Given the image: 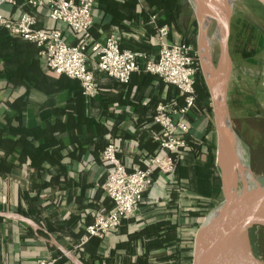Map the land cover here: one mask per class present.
Here are the masks:
<instances>
[{"label": "crops", "instance_id": "obj_1", "mask_svg": "<svg viewBox=\"0 0 264 264\" xmlns=\"http://www.w3.org/2000/svg\"><path fill=\"white\" fill-rule=\"evenodd\" d=\"M155 7L158 17H163L165 10L152 0H96L91 34L101 42L115 36L121 48L142 51L148 58L157 59V31L151 22ZM2 9L13 17L28 11L36 17L37 27L60 28L69 42L76 41L72 29L53 21L46 7L34 8L18 0L17 5H5ZM182 39L171 28L168 41L175 43ZM95 80L101 94L88 99L79 80L47 68L37 45L0 33V125L6 124L10 140L22 136L23 144L16 148H21L24 154L19 164L15 160L19 151L7 148L13 152L8 160L17 173L0 175V183L4 181L12 190L15 203L10 211L18 212L21 205L25 209L22 214L32 218L30 210H33L32 214L41 220V225L38 223L41 230L49 228L50 235L57 240L60 237V243L71 246L74 252L97 212L112 207L103 189L109 166L103 161L102 152L108 141L111 138L117 141L118 157L129 171L143 168L145 156L158 147L155 136L160 126L153 119L156 106L160 102L176 106L184 103L175 85L150 72L136 71L130 82L123 84L95 70ZM207 121L198 94L196 105L185 117L189 128L185 134L187 144L204 137L213 142L207 136ZM206 156L202 147L195 160L203 162ZM182 163L188 164L187 160ZM176 180H181L182 188L178 194L173 193V198ZM188 186V180L177 172L168 176L156 172L136 212L126 217L117 231L89 241L81 253L82 259L106 264L102 256L108 257L115 250L109 264H163L165 251L151 246L144 254L146 245L157 242V232L174 220L175 213L184 221L194 209L195 193ZM0 222L1 263L32 264L39 258L50 257L51 244L36 234L32 238L22 237L25 234L22 222L9 219ZM182 230L194 234L197 229ZM144 231L151 235H144ZM120 242H128L131 247L133 244L134 252L125 251L124 247L118 249Z\"/></svg>", "mask_w": 264, "mask_h": 264}, {"label": "built area", "instance_id": "obj_2", "mask_svg": "<svg viewBox=\"0 0 264 264\" xmlns=\"http://www.w3.org/2000/svg\"><path fill=\"white\" fill-rule=\"evenodd\" d=\"M18 0H0V28L11 36L34 43L46 66L71 78L78 79L86 97L99 92L95 80V70L127 83L134 72L139 71L137 58L141 53L121 48L115 36L97 41L91 34L94 21L93 9L96 0H24V4L46 7L49 17L70 27L76 41L67 40L60 28L37 27L36 17L22 11L13 17L3 12V6L17 5ZM159 46L157 59L146 63L145 70L161 77L166 83L178 87L184 96L180 106L160 102L156 106L154 121L160 126L155 136L160 146L158 152L145 160L143 168L129 171L118 157L119 145L111 138L102 152L103 161L109 166V172L103 183V189L111 199L109 210L99 211L93 224L87 226V235L81 238L76 249L87 241L89 235L103 237L117 231L122 219L133 215L144 193L153 184L155 172L172 175L175 170L177 154L187 148L185 134L188 125L185 117L195 106L197 93L195 75L198 63L192 45L184 42H169L170 27L158 24L156 16L151 17ZM175 154V155H173ZM57 258H39L32 264H56ZM0 264H3L0 262Z\"/></svg>", "mask_w": 264, "mask_h": 264}, {"label": "rangeland", "instance_id": "obj_3", "mask_svg": "<svg viewBox=\"0 0 264 264\" xmlns=\"http://www.w3.org/2000/svg\"><path fill=\"white\" fill-rule=\"evenodd\" d=\"M167 2L168 0L165 1V3ZM177 5L176 11L174 10V18L171 21V28L178 31L182 38L185 37V39L191 41L190 43H195V45L189 44L192 45L197 56V70L202 75L208 96V103L200 97L196 88L195 75L196 102L199 94V99L203 102L205 113L208 116L207 136L217 146L218 138L214 126L213 100L199 58L200 28L193 0H179ZM231 10V17L229 16V53L232 59V67L227 89L225 82V98L232 128L238 138L240 147L244 150V163L250 168L254 179L259 183H264V9L258 6L254 0H237ZM211 19L212 22L210 20L211 23L209 22L207 30L209 36L214 34L216 27V20ZM244 50L249 54L245 55ZM219 53V43L215 40L212 44V61L216 66L219 63ZM208 106H210V111L207 110ZM218 170L220 174L219 167ZM239 186L241 185L239 184ZM0 198V206H4L5 210H11L14 207L12 190H9L4 181L0 183ZM0 210L3 209L0 208ZM196 232L197 230L194 231V236ZM24 233H30L25 226ZM250 243L253 253L264 264L263 227L258 226L251 229ZM84 246L75 250V254L81 260ZM240 253L241 264H249L247 263L244 247L240 248ZM52 255L53 253L49 256L52 257Z\"/></svg>", "mask_w": 264, "mask_h": 264}, {"label": "trees", "instance_id": "obj_4", "mask_svg": "<svg viewBox=\"0 0 264 264\" xmlns=\"http://www.w3.org/2000/svg\"><path fill=\"white\" fill-rule=\"evenodd\" d=\"M159 8H162L165 10L164 16L163 17H158L157 15V8H154L153 15L156 16V22L158 24H167L170 27L171 31V21L174 18V12L176 11V6L178 7V1L179 0H168L167 3H165L166 0H152ZM258 6H260L262 9H264L263 5L258 2L257 0H254ZM31 7H37V6H32ZM175 10V11H174ZM91 31V30H90ZM0 33L7 34V36H10V34L0 28ZM170 34V33H169ZM189 44L191 41L185 39V37L180 41ZM173 43V42H172ZM195 45V43H190ZM135 52H139L142 54V56L137 58V63L139 65L140 70L146 71L145 66L146 63L150 60H153L151 58H148L147 54L142 51L138 50H133ZM159 51V47H158ZM159 53V52H158ZM245 55H248L247 51L244 50L243 52ZM159 55V54H158ZM157 55V56H158ZM155 56V57H157ZM197 59V56H196ZM198 60V59H197ZM147 72V71H146ZM158 76V75H157ZM161 78V77H160ZM162 79V78H161ZM78 80V79H77ZM119 81V80H118ZM121 82V81H120ZM130 82V81H129ZM121 82L123 84H128ZM80 83V81H79ZM81 85V83H80ZM177 87V86H176ZM82 88V85H81ZM178 88V87H177ZM196 88L198 90V93L200 94V97L208 103V96H207V91L206 88L203 84V79L201 73L197 70L196 73ZM180 91V90H179ZM82 93H83V88H82ZM101 94V90L99 89V92L95 95L92 96V98L99 96ZM181 94V92H180ZM181 96L184 98V96L181 94ZM91 97H88V99ZM207 110L210 111V106L207 107ZM154 119V118H153ZM6 124L0 125V150L2 153H0V175L2 177H6L9 175V173H12V171H15L17 173V170H12L11 168V163L10 159L8 160V155L11 153L14 149L18 150L19 154L18 157L15 158V160L19 161V164H21L23 160V152L21 148H16V145H21L23 144V138L22 136L16 140H10L6 136ZM15 131L14 129H12ZM22 134V129L19 128V130ZM157 150L152 153L151 155L145 156L144 161L148 159L151 156H154L158 150L160 143L157 141ZM189 145V146H188ZM11 148L12 151H8L7 148ZM204 147L207 156L206 159L201 162L196 161V157L200 155V151ZM13 157V152L11 153ZM175 155V154H173ZM14 159V158H13ZM183 160H187L188 164L183 165ZM18 164V163H17ZM145 166V164H144ZM20 168V167H19ZM174 172L178 174L179 177L186 178L188 180V188L192 192L195 193V196H193L192 200V207L194 208L192 211L189 212L184 218V221L178 219L177 214L175 213V218L174 220H171V223L164 225L163 229L161 232H157V242L154 244L146 245V252L144 254H147V251L153 247H161L163 251H165L163 260L165 261L163 264H192L193 260V246H194V234L193 233H186L183 232V228H191V229H197L200 224L202 219L210 212L214 207H216L222 200H223V194H222V189H221V178L219 174L218 167L216 165V145L214 142L208 141L205 137L202 138L201 140L198 141H192L187 144V148H185L182 152L177 154L176 160H175V170ZM156 173V172H155ZM154 173V174H155ZM180 181V182H179ZM182 182L181 180H176V183L172 186V195L173 193H179L181 190L180 185ZM185 187V186H183ZM144 196V195H143ZM175 196L173 195V198ZM143 199V197H142ZM3 210H5L4 206H0ZM18 212L20 213H25V209L19 205L18 207ZM31 216L32 218L41 225V220L37 217V215H33V210L31 211ZM127 218H123L122 222L125 221ZM3 220H8L5 218L0 217V221ZM183 222V223H182ZM23 226H25L30 233L24 234L22 237L26 238H32L35 237V233L32 230L31 227H29L27 224L22 223ZM162 227V226H161ZM50 230L49 228H46L45 231L40 230L39 231V237L43 238H49L50 233L48 232ZM149 230V229H148ZM146 236L151 235L149 231H144L143 233ZM87 235V232L85 233ZM84 235V236H85ZM106 236V235H105ZM104 237V236H103ZM58 241L61 242L59 239L60 237H57ZM100 239L97 236L94 235H89L87 241L84 243V245H87L89 241L92 240H98ZM81 241V240H80ZM129 242V241H128ZM128 242H120L118 244V249L120 248H125L123 250L129 251V252H134L133 244L132 247L127 244ZM52 250V257L57 258V263L56 264H63V263H70L69 259L64 256L58 249H56L54 246L50 247ZM68 249H72V247H68ZM117 249V248H116ZM115 250L111 251L110 256L104 257L102 256L103 259H105L106 264H109L111 262L110 258L114 255ZM101 258V257H99ZM83 260V259H82ZM102 260V259H100ZM122 260H125L124 257H122ZM140 260V258H139ZM85 264H93L89 263L85 260H83ZM141 263V261H140Z\"/></svg>", "mask_w": 264, "mask_h": 264}, {"label": "water", "instance_id": "obj_5", "mask_svg": "<svg viewBox=\"0 0 264 264\" xmlns=\"http://www.w3.org/2000/svg\"><path fill=\"white\" fill-rule=\"evenodd\" d=\"M257 1L260 2L264 7V0H257ZM193 5L196 11L199 28H200L199 45H198L199 58L202 67V72L204 73V76L206 78V74L202 64L201 51H200V39L202 37V33L205 32V35L208 36V31H207L208 27L204 31H202L203 20L201 17V11L202 8H204V3L203 0H193ZM230 17L227 26L225 28V31L221 35V38L218 40V43H219V51H220L219 63L223 60L229 59L230 71H231L232 59L229 53ZM211 53H212V48H211ZM219 63L217 64V66L219 65ZM229 78H230V72L226 82V89ZM210 93H211V89H210ZM212 100H213V96H212ZM225 107L226 110L228 111L226 98H225ZM213 118H214V126L216 128L217 138H218L217 146H216L217 147L216 163H217L220 141L222 138H225L226 136L227 122L226 120H224L223 115L217 112L215 108L214 100H213ZM228 123L232 127L231 120H229ZM218 167L220 168L223 200L210 212H208V214L203 218V221L200 224V226L197 228L196 235L194 236L192 264H231L234 257L236 256V254L238 253V251L240 250V248L242 247L245 241L249 244L248 246L252 256L255 257L258 261H260L252 251L251 243H250V231L253 227L259 226L264 228V183L257 182L254 179L251 170L249 168L252 179V185L246 187V186H239L238 184L237 188L231 194L230 193L228 194L225 191L223 170L219 165ZM212 215H221L219 225H217L213 237L207 239L204 242H201V234L204 228V224L212 217ZM0 217L27 224L29 227L32 228V230L37 236H39V231L42 229L41 226L32 218L17 211L0 210ZM41 238L46 242H48L49 244H51L52 246H54L56 249H58L73 264H84V262L81 259H79V257L75 254L73 250L68 249L67 247L62 245L52 235H49L48 239L43 237Z\"/></svg>", "mask_w": 264, "mask_h": 264}, {"label": "bare ground", "instance_id": "obj_6", "mask_svg": "<svg viewBox=\"0 0 264 264\" xmlns=\"http://www.w3.org/2000/svg\"><path fill=\"white\" fill-rule=\"evenodd\" d=\"M237 0H203L204 8L201 11L202 17V31H204L211 20H216V27L212 36L202 33L200 39V51L202 57V64L206 74V78L211 89L213 100L215 101V108L217 112L223 115L227 122L226 136L222 138L218 150V165L222 168L224 174L225 191L231 194L240 184L241 186L252 185V179L249 167L244 163V150L240 147L238 138L229 125V112L225 107V82H227L230 72L229 59L223 60L218 66L212 61L211 48L213 41H218L225 31L227 26L230 10ZM221 215H212V217L205 222L201 234V242L214 236L217 225H219ZM249 244L245 241L242 247L246 250L247 263L262 264L255 257L252 256ZM240 250L234 257L231 264H241Z\"/></svg>", "mask_w": 264, "mask_h": 264}]
</instances>
